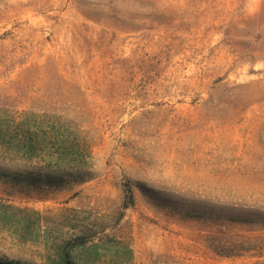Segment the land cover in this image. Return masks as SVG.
Instances as JSON below:
<instances>
[{"label": "rangeland", "instance_id": "1", "mask_svg": "<svg viewBox=\"0 0 264 264\" xmlns=\"http://www.w3.org/2000/svg\"><path fill=\"white\" fill-rule=\"evenodd\" d=\"M0 120L46 148L13 171L91 150L66 188L0 180V260L264 264V0H0Z\"/></svg>", "mask_w": 264, "mask_h": 264}, {"label": "trees", "instance_id": "2", "mask_svg": "<svg viewBox=\"0 0 264 264\" xmlns=\"http://www.w3.org/2000/svg\"><path fill=\"white\" fill-rule=\"evenodd\" d=\"M35 132H32L23 120H19L15 125L9 122L6 124L0 122V155L4 154L24 160L39 157L46 148L39 139L42 135L39 136ZM52 138L48 147L52 149V152L48 153L45 159L46 163L51 166L32 173L13 171L0 165V180L15 186L55 190L89 179L90 175L85 171V168L91 158L90 144L74 131L56 134ZM126 186L122 209L134 202L133 191L128 184ZM77 243L85 244L81 237L73 240L72 245ZM97 245V242H93L89 247ZM0 264L18 263L0 260Z\"/></svg>", "mask_w": 264, "mask_h": 264}]
</instances>
